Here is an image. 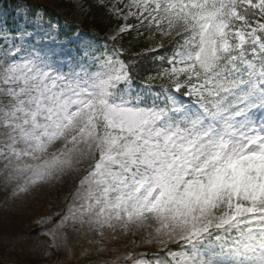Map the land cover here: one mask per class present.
Segmentation results:
<instances>
[{"label": "snow or ice", "instance_id": "6c2138e0", "mask_svg": "<svg viewBox=\"0 0 264 264\" xmlns=\"http://www.w3.org/2000/svg\"><path fill=\"white\" fill-rule=\"evenodd\" d=\"M89 7L103 43L40 9L0 26V192H63L41 258L264 264V0Z\"/></svg>", "mask_w": 264, "mask_h": 264}, {"label": "rangeland", "instance_id": "374dc122", "mask_svg": "<svg viewBox=\"0 0 264 264\" xmlns=\"http://www.w3.org/2000/svg\"><path fill=\"white\" fill-rule=\"evenodd\" d=\"M75 10L62 11L60 14L68 21L76 25H82L88 10L83 0H72ZM27 12L24 2H17L10 6L7 0H0V26L14 28L20 21L21 13ZM10 22V25H7ZM15 24H14V23ZM76 36L87 39L85 34ZM132 49V48H131ZM63 192L59 188L44 187L35 190L27 197L16 201L0 203V248L10 246L23 238L30 239V245L21 244L10 249L4 255L7 264H47L42 259L35 235L31 234L34 228V220L44 213L59 210ZM28 234L31 236L29 237ZM22 246H27L21 248Z\"/></svg>", "mask_w": 264, "mask_h": 264}, {"label": "trees", "instance_id": "16d2710c", "mask_svg": "<svg viewBox=\"0 0 264 264\" xmlns=\"http://www.w3.org/2000/svg\"><path fill=\"white\" fill-rule=\"evenodd\" d=\"M17 0H9V4L14 6ZM26 4L27 12H34L37 9H40L46 20H50L53 24H57L61 37H72L76 31L85 32L88 34L89 39L96 40L97 43H103L107 32L111 28V22L108 21L106 17L102 14V11L95 8L89 7L92 3V0H83L84 5L88 10V13L84 19L83 24L79 27L73 23L66 22L61 15L60 11L72 12L75 9V5L72 0H20ZM14 23V22H13ZM11 23L8 22V25ZM15 24V23H14ZM98 34V35H96ZM125 47H131L132 50L139 49L142 47L143 41L131 40L130 38H125L124 41ZM4 195L0 192V203L4 199ZM30 237L31 235L28 234ZM28 237L19 240L18 242L0 248V264H7L3 259L4 255L9 252L10 249H13L21 244L30 245L32 242H29ZM27 246H22L24 248Z\"/></svg>", "mask_w": 264, "mask_h": 264}]
</instances>
